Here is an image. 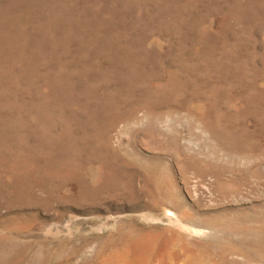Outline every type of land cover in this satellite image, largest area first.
I'll use <instances>...</instances> for the list:
<instances>
[{"label": "rangeland", "instance_id": "374dc122", "mask_svg": "<svg viewBox=\"0 0 264 264\" xmlns=\"http://www.w3.org/2000/svg\"><path fill=\"white\" fill-rule=\"evenodd\" d=\"M0 264H264V0H0Z\"/></svg>", "mask_w": 264, "mask_h": 264}]
</instances>
